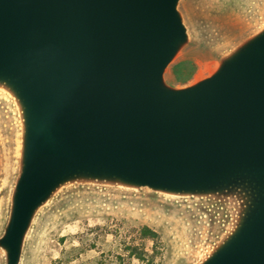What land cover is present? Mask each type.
Returning <instances> with one entry per match:
<instances>
[{
    "label": "water",
    "instance_id": "water-1",
    "mask_svg": "<svg viewBox=\"0 0 264 264\" xmlns=\"http://www.w3.org/2000/svg\"><path fill=\"white\" fill-rule=\"evenodd\" d=\"M185 0H0V96L18 152L2 264L78 189L210 208L196 264H264V22L184 86L167 78L194 43Z\"/></svg>",
    "mask_w": 264,
    "mask_h": 264
},
{
    "label": "rangeland",
    "instance_id": "rangeland-1",
    "mask_svg": "<svg viewBox=\"0 0 264 264\" xmlns=\"http://www.w3.org/2000/svg\"><path fill=\"white\" fill-rule=\"evenodd\" d=\"M183 8L194 43L169 68L167 78L176 86L208 75L220 52L264 22V0H185ZM17 152L15 113L0 96V232ZM217 223L210 208L196 203L78 189L41 215L23 264H196Z\"/></svg>",
    "mask_w": 264,
    "mask_h": 264
},
{
    "label": "bare ground",
    "instance_id": "bare-ground-1",
    "mask_svg": "<svg viewBox=\"0 0 264 264\" xmlns=\"http://www.w3.org/2000/svg\"><path fill=\"white\" fill-rule=\"evenodd\" d=\"M210 70V69H209ZM211 71V70H210ZM204 76V75H203Z\"/></svg>",
    "mask_w": 264,
    "mask_h": 264
}]
</instances>
